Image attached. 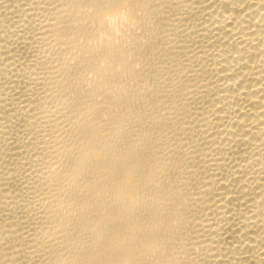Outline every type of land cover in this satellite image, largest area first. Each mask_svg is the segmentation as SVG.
Listing matches in <instances>:
<instances>
[{
	"label": "bare ground",
	"instance_id": "1",
	"mask_svg": "<svg viewBox=\"0 0 264 264\" xmlns=\"http://www.w3.org/2000/svg\"><path fill=\"white\" fill-rule=\"evenodd\" d=\"M258 3L0 0V264H264Z\"/></svg>",
	"mask_w": 264,
	"mask_h": 264
},
{
	"label": "clouds",
	"instance_id": "2",
	"mask_svg": "<svg viewBox=\"0 0 264 264\" xmlns=\"http://www.w3.org/2000/svg\"><path fill=\"white\" fill-rule=\"evenodd\" d=\"M261 5H264V0H259L256 8H249L246 12L241 14V19H243V17L248 16L249 13L258 12L259 14L256 16L255 21L259 26V30H257L256 27H252L249 29V32L254 33V35H243L240 39L250 41L253 44L257 43L259 39H264V19H262L264 18V8H261ZM233 15H235V13ZM237 22L239 23V21ZM241 47H243V45H241ZM257 51H259V49H257ZM260 59L264 60V56L260 57ZM251 67L255 69V63H253ZM245 74L247 75V73ZM261 111H264V109H261ZM261 119H264V117H261ZM198 251V249H195L194 253L196 254ZM194 258L195 255L193 256V259Z\"/></svg>",
	"mask_w": 264,
	"mask_h": 264
}]
</instances>
